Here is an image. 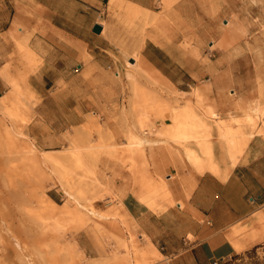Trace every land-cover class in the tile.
I'll return each mask as SVG.
<instances>
[{"label":"rangeland","instance_id":"rangeland-1","mask_svg":"<svg viewBox=\"0 0 264 264\" xmlns=\"http://www.w3.org/2000/svg\"><path fill=\"white\" fill-rule=\"evenodd\" d=\"M142 8L145 12L132 17L123 12L126 23L135 26L142 41L151 35L164 41V47L182 57L177 62L185 65L195 79L184 75V70L169 60H163V64L168 71H175L177 85L163 73L159 76L152 70L142 71L139 66L129 65L126 59L117 61L118 65L114 66L121 75L112 71L111 77L117 82L99 91L77 93L81 100L94 107L88 106L90 112L84 121L66 132L68 138L67 144L61 147L63 150L44 151L38 146L35 135L29 132L33 119L30 105L38 98L20 84L24 78H14L18 85L17 103L0 98V139L6 135L5 126L14 136L18 135V140L21 137L20 142L34 145V157L30 162L22 152L13 153L8 148L3 151L0 147V264H152L164 255L152 242L159 250V255H153L148 249L151 240L138 234L125 218L120 199L108 184V162H121L133 170L134 159H137L143 178L147 174L144 172L151 174L147 149L157 147L163 152L178 153L200 171H220L211 135H198L199 127L193 114L202 105L194 93L195 88L201 91L206 82L214 86L220 83L226 95L234 93L237 98L244 95L251 100L259 97L252 55L256 53L264 74V0H223L212 14L205 12L203 0H175L170 5L159 0L153 10ZM235 16L245 30L228 29ZM221 21H225V29L220 27ZM232 35L236 36L234 43ZM134 46L136 57L143 43ZM125 56L127 58V54ZM231 60L235 67L234 80L240 81L234 84L227 79ZM113 63L111 61L110 66ZM209 63L217 64L221 77L208 70ZM182 81H189L191 85ZM241 83L245 86L243 90ZM224 102V115L237 134L220 135L224 144L229 138L251 137L249 132L261 131L264 135V113L260 109L237 111L229 98ZM232 114H236V118ZM131 132L156 143L153 147L145 144L135 158L129 144ZM195 147L208 148L202 153L206 157L202 165L188 153ZM159 159V165L177 167V163L167 161L166 156ZM167 173L172 174L168 169L158 177L170 183ZM178 180L179 176L173 175L171 182ZM69 182L83 191L80 200L87 206L86 210L80 211L76 199L67 194ZM166 195L165 190L156 194L161 198ZM115 209L116 214H109L108 218L101 219L92 213L94 210L109 213ZM14 236L24 239V248L14 246Z\"/></svg>","mask_w":264,"mask_h":264},{"label":"crops","instance_id":"crops-1","mask_svg":"<svg viewBox=\"0 0 264 264\" xmlns=\"http://www.w3.org/2000/svg\"><path fill=\"white\" fill-rule=\"evenodd\" d=\"M128 1L153 10L159 0ZM128 1L0 0V96L12 89L13 78H24L20 84L38 98L30 105L29 132L44 151L63 150L66 132L84 121L88 106L94 107L77 93L117 82L112 71L117 76L121 71L114 65L125 54L135 60L137 43H143L140 53L176 85L175 71H168L163 60L176 62L195 79L164 41L152 35L142 41L135 26L126 23ZM97 24L100 32L94 30ZM211 139L220 171H200L178 153L147 149L155 180L168 169L172 173L166 174L169 194L154 196L155 207L139 196L137 159L133 170L121 162L107 164L108 184L120 196L125 218L164 255L152 264H264V135L251 137L235 162L220 135ZM162 156L177 167L159 165ZM173 175L179 180L171 182Z\"/></svg>","mask_w":264,"mask_h":264},{"label":"bare ground","instance_id":"bare-ground-1","mask_svg":"<svg viewBox=\"0 0 264 264\" xmlns=\"http://www.w3.org/2000/svg\"><path fill=\"white\" fill-rule=\"evenodd\" d=\"M174 1L175 0H164V3L170 5ZM219 3L220 4L223 3V0H203L205 12L212 14L213 12L216 11V9H217L216 6L219 5ZM117 8H119V7H117ZM125 11H126V14L128 17H132L136 14L145 12V9L142 8V6L135 4L134 2L131 3L128 1V3L125 6ZM211 14H209V15H211ZM213 16L215 17V13ZM220 27L222 29L226 28L225 21L223 23L221 21ZM228 29L230 31H234V30L235 31H237V30L243 31V30H245L243 24L239 23L238 18L236 16L233 17V19L231 18ZM231 37H232L231 39L233 40V43H234L236 36L232 35ZM257 40H259V39H257ZM232 54H234V52H232ZM252 56H253V61L255 63V67H256V71H255L256 72V83L258 85V90L260 92V95L258 98L251 100L247 96H244V95H241L237 98L234 95V93L232 95H226L224 93V90L222 89V87H221L222 85L220 83H215V86H214L213 84L206 82L201 91L199 88H195L194 93L199 97V98H197V97L196 98L199 99L200 104L202 105L201 106L202 108H197V110L193 114L194 117L196 118V123L199 127L198 135H237L235 132H233L231 130L230 124H229L230 119L224 115V111L222 109L226 105L224 102L225 98H229L230 103L238 109L237 111L243 110L245 108H255V109H260L264 113V74H262V72L260 71L259 60H258L256 53ZM134 59L136 60L135 62H133L127 56L126 61L129 65H131L133 67L139 66V68L142 71L148 72V71L152 70L156 74H158L159 76L162 75V72L156 67V65L154 63H152L151 61H149L143 54H141V53L137 54L136 57L134 56ZM207 68L212 74H216L217 77H221V72L219 73L220 68H218L217 64H210L209 63V64H207ZM234 68H235L234 62L231 60V63L229 64V68L227 70L228 71L227 79L231 84L232 83L234 84V81H235L234 75H233V73L235 71ZM206 74H207V72H206ZM10 80H11V78H10ZM207 80H209V79H207ZM240 86H241L240 88L242 90L245 88L243 83H241ZM17 87H18V85H17L15 79L13 78L12 79V89L9 92H6L7 93L6 95L0 96V98L11 100V103H17V100H18V88ZM195 94H194V96H195ZM192 101L194 102V100H192ZM0 103H1V101H0ZM1 106H2V104H1ZM7 113L11 115L10 112H7ZM232 117L236 118V114H232ZM0 125L2 126V124H0ZM3 127L5 129V130L4 129L3 130L5 131L6 135H2L3 137H2V139H0V147L3 148L2 150L4 151V148H8V150L10 152H13V153H14V151H17L20 153L22 152L24 154V156H26L30 160V162L31 161L33 162L34 156H32V155H33V151H34V145L30 144V142H28V141H27L28 143L25 141L20 142L19 140L21 137L18 140V138H16V137H18V135L14 136L13 132H11L10 129H6L5 126H3ZM2 133H3V131H2ZM248 134L251 135V137H253L254 135H262L261 131H259L258 133L249 132ZM0 135H1V133H0ZM129 135H132L130 138L129 144L131 146V149L133 150V155L135 156V158H137L139 156V154L142 152L143 146L145 144H149L151 147H153L154 144L156 143V141H152L145 136H139V134H136L134 132L129 133ZM20 136H22V135H20ZM251 137L240 138L238 140L233 139V138H229V140H228V142H226L225 146L227 148V151H228L229 156L232 159V161L235 162L237 160L238 154L240 155V153L243 152L244 148L246 146H248L247 144H249L248 141ZM10 147H11V149H10ZM0 150H1V148H0ZM5 150H7V149H5ZM207 150H208L207 147H195L194 149L193 148L189 149L188 153L190 156H192L193 160L198 165H202L203 162H201V161H203L206 158L204 155H202V153H205V151H207ZM134 160H136V159H134ZM138 166H140V164ZM231 166H233V164ZM143 172H144V170H143ZM144 173H147V174L145 176H143V178L141 176L142 181H144V185H143L144 187L143 188L141 187L142 189L140 188L141 191L139 192V196L143 201H145L147 203L148 206H153L156 203V199L154 196H156L158 191L165 190V191H167V194H169V191L167 188L169 184L166 183L164 181V179H162V178L155 180L153 178V176L151 174H149L147 171ZM191 182H194V181L191 180ZM191 185L195 186L194 183ZM68 187L70 189L67 188L66 192H67V194L72 195V197L76 199L77 203L80 205L79 210L80 211L86 210L87 206H84L80 200V198H83V194H84L83 191L79 188L77 190L75 187V184L73 182H69ZM74 189H76L77 191L74 192ZM118 197H120V196H118ZM116 212H117V210L115 209V210H111L109 213L100 212V211H96V210H94L92 213H94L95 215H97L99 218L102 219V218H108L109 214L115 215ZM13 238H14V242L16 244L14 246H17L19 248L24 246V239L23 238H19L16 236H14ZM8 240H10V239H8ZM148 249L153 255H155V256L159 255L158 254L159 250L152 243V241L149 242ZM80 264H85V263H80ZM86 264H94V262H89Z\"/></svg>","mask_w":264,"mask_h":264},{"label":"water","instance_id":"water-1","mask_svg":"<svg viewBox=\"0 0 264 264\" xmlns=\"http://www.w3.org/2000/svg\"><path fill=\"white\" fill-rule=\"evenodd\" d=\"M94 30L97 31V32H100L102 30V26L97 24L95 27H94Z\"/></svg>","mask_w":264,"mask_h":264}]
</instances>
